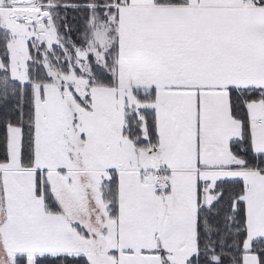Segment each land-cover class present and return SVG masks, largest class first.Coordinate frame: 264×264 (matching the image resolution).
Wrapping results in <instances>:
<instances>
[{
  "label": "snow or ice",
  "instance_id": "6c2138e0",
  "mask_svg": "<svg viewBox=\"0 0 264 264\" xmlns=\"http://www.w3.org/2000/svg\"><path fill=\"white\" fill-rule=\"evenodd\" d=\"M0 264H264V0H0Z\"/></svg>",
  "mask_w": 264,
  "mask_h": 264
}]
</instances>
